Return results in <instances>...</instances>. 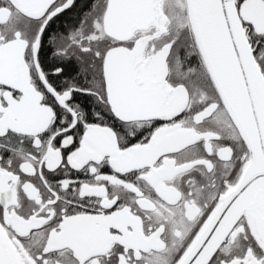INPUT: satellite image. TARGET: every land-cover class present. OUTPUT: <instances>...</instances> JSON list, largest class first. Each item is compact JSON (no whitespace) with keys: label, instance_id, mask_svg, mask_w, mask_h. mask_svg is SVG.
<instances>
[{"label":"snow or ice","instance_id":"obj_1","mask_svg":"<svg viewBox=\"0 0 264 264\" xmlns=\"http://www.w3.org/2000/svg\"><path fill=\"white\" fill-rule=\"evenodd\" d=\"M0 264H264V0H0Z\"/></svg>","mask_w":264,"mask_h":264}]
</instances>
